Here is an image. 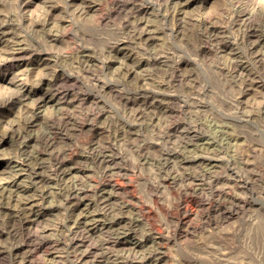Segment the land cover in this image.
I'll list each match as a JSON object with an SVG mask.
<instances>
[{
	"label": "rangeland",
	"instance_id": "374dc122",
	"mask_svg": "<svg viewBox=\"0 0 264 264\" xmlns=\"http://www.w3.org/2000/svg\"><path fill=\"white\" fill-rule=\"evenodd\" d=\"M0 264H264V0H0Z\"/></svg>",
	"mask_w": 264,
	"mask_h": 264
},
{
	"label": "bare ground",
	"instance_id": "6f19581e",
	"mask_svg": "<svg viewBox=\"0 0 264 264\" xmlns=\"http://www.w3.org/2000/svg\"><path fill=\"white\" fill-rule=\"evenodd\" d=\"M5 101H6V100H5ZM31 124H32V123H31ZM109 156H110V155H109ZM56 157H57V156H56ZM166 157H167V156H166ZM196 157H197V156H196ZM196 157H195V158H196ZM96 161H97V160H96ZM100 161H102V160H100ZM57 163H59V165L56 166V167H58V169L61 167V169H62V168H63L62 165L64 164L63 161H60V162H57ZM69 166H70V165H69ZM102 187H103V186H102ZM73 193H74V192H73ZM97 193H98V192H97ZM98 194H99V193H98ZM76 195H77V194H76ZM79 196H81V195H79ZM83 196H84V195H83ZM81 197H82V196H81ZM100 197H101V196H100ZM107 200H108V199H107ZM68 201H69V200H68ZM103 202H104V200H103ZM28 203H29V202H25L24 204L27 205ZM77 203H78V202H77ZM96 203H97V202H96ZM38 204H39V203H38ZM104 204H105V202H104ZM25 205H24V206H25ZM26 207H27V206H26ZM30 207H31V209H34V207H36V206H35V205H31ZM26 209H27V208H26ZM111 211H112V210H111ZM109 214H110V213H109ZM19 216H20V215H19ZM20 217H21V216H20ZM20 217H18V218H20ZM25 217H27V216H25ZM121 217H122V216H121ZM27 218H28V217H27ZM27 218H24V217H23V219L20 218V221H22V224H25L26 222H28V219H27ZM106 224H107V223H106ZM101 225H102V224H101ZM14 228H15V227H14ZM16 229H17V227H16ZM16 229H15V230H16ZM15 230H14V231H15ZM11 232H12V231H11ZM41 243H42V242H41ZM9 251H10V250H9ZM40 252H41V251H40ZM159 255H160V254H159ZM36 256H37V255H36ZM108 256H109V255H108ZM106 257H107V256H106ZM109 259H110V258H109ZM144 259H145V258H144Z\"/></svg>",
	"mask_w": 264,
	"mask_h": 264
}]
</instances>
